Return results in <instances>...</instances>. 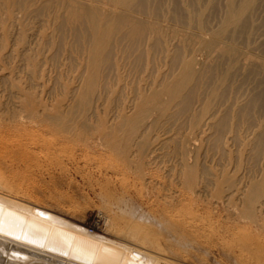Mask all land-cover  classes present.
Wrapping results in <instances>:
<instances>
[{"label":"bare ground","instance_id":"6f19581e","mask_svg":"<svg viewBox=\"0 0 264 264\" xmlns=\"http://www.w3.org/2000/svg\"><path fill=\"white\" fill-rule=\"evenodd\" d=\"M0 70V264H264V0H0ZM28 132L85 133L138 175L166 159L175 196L90 233L11 179Z\"/></svg>","mask_w":264,"mask_h":264},{"label":"rangeland","instance_id":"374dc122","mask_svg":"<svg viewBox=\"0 0 264 264\" xmlns=\"http://www.w3.org/2000/svg\"><path fill=\"white\" fill-rule=\"evenodd\" d=\"M48 67H50V66H44L43 71L47 70ZM49 69H51V70H49ZM6 71L7 70H5V71L0 70V75L4 74V73L6 74L7 73ZM46 73H47V75H46ZM53 73L56 74V71H54L51 67L48 68V70L45 71V73H43L44 77L40 80L41 83L39 81L37 82V85L40 84V88H39V86L37 87L38 89H36V91H37L36 93H39L37 95L40 98H42V100L45 101L46 103H49L52 101L51 100L52 96H50L49 90L52 87L53 77L55 76ZM13 75H12V77H15ZM21 83H22V81H21ZM49 100H51V101H49ZM61 134L59 133V135H58L57 133H55V135H54V134H50V133H48V134L45 133V135H43V134H36V132L26 133L25 142H26L27 146L30 147L34 151H38V152H35V154L39 153L40 155L38 154V155H35V157H30V159L28 161H25V163H21V162H20L21 164L17 163V162L15 163L14 162L15 159L14 158L12 159L11 155H9V157L7 155L5 157V155H4V160L7 159V157H8V159H7L8 162L6 160V164L8 165V163L11 162V163H9V165L11 164L10 166L9 165L6 166L7 169L9 167H11V169H12V170L10 168L8 169L10 176H12V178L11 177L10 178L11 179H17L14 181V183L16 182L18 187H20V185H21L22 192L24 190V193H22V192L21 193L23 195H26V199L32 197L29 200H33V201L40 200L41 202L39 201L38 203H40L41 205L43 204L42 206H44L46 208L48 207L49 210L52 209V212L55 211L54 213L59 212L60 215L63 214L62 216L64 218L72 221L75 224L81 225L82 227L86 228V230H88V232H90V233H96V234H100L103 236L105 235L107 238H110V239H111V237H112V239H117V238H120V236L112 233L107 227L108 226V224L106 223V217L107 216L112 218L113 213H115L117 216H120L121 215L120 209L124 211V209L128 210L129 208H133V207H135V208L137 207L138 209H143V210L148 209V207L154 208V196L155 195L157 196L158 193L159 194L161 192L163 193L165 190H166L165 192L168 191V193H169V194L166 193L167 196L170 195V193H174V196H175L176 186H174L173 183H171V181H170L171 179H169L171 185L170 184H167V185L164 184V183H166L164 179L160 180L161 177L162 178L164 177L166 179L167 178L166 175L169 176L168 168H169L170 164L167 166L168 163L166 162L167 167L166 166H160L159 167V165L162 164V162H160V161L163 160L165 163L166 159L164 160V159L159 158V161L157 160V162H158L157 164H159V165H157V167L154 166V164H153L154 160L153 161L151 160L153 163L151 161H149L150 162L149 164L150 165L152 164V165L147 166L148 169L145 166L147 173L143 172V175H138L137 171L135 170L136 165L134 164V162L130 161L131 163L128 162V164H123L122 162L119 163L118 162L119 160L115 156H114V158L112 156H110L111 158H108V155L113 154V152H111L109 148L106 149L105 146L95 145L94 142H92L93 140H92V138H90L89 135L86 134L88 138H85V135H84L85 133L84 134L82 133L83 136H80L81 134L79 132L80 135L77 133L76 134L77 137L74 136V140L73 139L70 140L68 138L69 136L67 137L66 134H64V136H63V133H61ZM23 137H25V136H23ZM83 138H84L85 142L82 141ZM67 139H69V140H67ZM108 149H109V151H108ZM107 152L108 153L110 152V153L107 155ZM113 155H115V154H113ZM9 160H11V161H9ZM2 161H3V159H2ZM13 163L15 166H17V168L13 165ZM4 164H5V162H4ZM129 164L130 165L134 164L135 167L133 168V166H130ZM128 165L130 167H126ZM163 165H165V164H163ZM123 166H124V168H123ZM155 167L158 168L157 171H156ZM114 168L116 169V171L118 170L117 171L118 175H117V172H115ZM129 168H131V169H129ZM165 168H167L166 170L168 172L165 171ZM108 169L111 170L110 173L106 172V171H109ZM145 169L143 168V171ZM159 169L162 171H160ZM128 170L134 171L135 173L129 172ZM148 170H150V171H148ZM122 171H124V172H122ZM114 172H115V174H113ZM149 172H151V173H149ZM163 172H164V174L165 173H167V174H165V176H164ZM119 173H121V174L119 175ZM133 173H134V175H133ZM154 173H155V175H154ZM11 174H13V175H11ZM112 175H113V177H112ZM136 175L140 176L141 179L144 178V180L142 179L141 182L139 180V183H138L136 181V180H138L137 179L138 176H136ZM106 176L110 177V179ZM146 176H147V178H146ZM152 176H154V179H152L153 178ZM118 177L120 179H118ZM114 178L117 179V181L114 180ZM123 178H125V179H123ZM149 178H151V179H149ZM105 179H107L108 181ZM121 179H122V181L123 180H126V181H124V182L118 181ZM154 180L156 181L155 182L156 184L160 180L158 182L159 185L157 184L158 187L155 186L156 184L154 185ZM109 181H111V183ZM113 181H114V183H113ZM142 181H144V183H145V181L146 182L148 181L151 184L148 183L149 185H147V183H145L146 184L145 185ZM162 181H164V182L161 183ZM166 181L168 183V180H166ZM118 182H120V184ZM121 182L123 185L121 184ZM160 183H161V186H163V185L164 186L166 185L168 187L172 186L170 188L171 190L167 187L166 189H164V191H161L160 188L163 190L164 186L161 187ZM152 184L155 186V188L157 187L156 189L158 191H156V194L153 190L154 187ZM112 185H114V186H112ZM142 185H144L143 186L144 188L142 187ZM145 186H146V189H145ZM149 186H151V187H149ZM151 188L153 191L151 190ZM135 189H136V191H135ZM173 190H174V192H171ZM140 191H142L143 193L145 191L146 192L143 195L142 193H140ZM176 191H177V189H176ZM107 192H110L109 193L110 197L108 196V199L109 198L111 199V201L109 199V201L111 203L108 201V199H106L105 197H102L103 195L105 196L106 194H108ZM162 193L160 194V196L158 198H164ZM146 194L150 195V196L147 195L149 198L146 196ZM32 195L34 196V198ZM40 195H41V197H40ZM171 195H173V194H171ZM113 197H114V200L116 198H118V200H116V202L114 204H113L114 201L112 202ZM102 198H104V199H102ZM122 199L124 200L123 204L121 203ZM127 199H130L131 202H130V200H128L129 201L128 202ZM120 200H121L120 203L122 205H124L123 207L120 206L121 204L117 205V201H120ZM141 200H143L142 201L143 203H141ZM152 200H153V202H152ZM125 201H127V203ZM145 201H147L148 203ZM104 202L106 204L108 202L107 206L110 205L111 207L109 206V208H111L112 210L111 209L108 210L109 208L107 206H105ZM111 204H113V206ZM115 204L118 207H116ZM127 204L130 206H132V205L133 206L128 207ZM143 204H145V205H143ZM148 204H149V206H148ZM152 204H153V206H152ZM126 205H127V208H126ZM112 207H114V208H112ZM118 209H119V212H118ZM109 211L112 212V213H110L111 216H110V214H108ZM115 214H114V217L119 219ZM259 216L261 217V215H259ZM259 216H257V217H259ZM261 218H259V220ZM75 220H76V222H75ZM253 220L256 221V219H253ZM261 220H262V222H261ZM261 220L258 222L261 223L262 225L259 224L257 221L256 222L260 226H262L263 228L260 227L258 224H256V225L249 224L250 225L249 228H250L252 234L255 235V242H256V240H257V244L258 243L261 244V242H262L263 245L261 244L262 245L261 247H263L264 246V239H263L264 238L263 237V234H264V217ZM250 223H254V221L250 222ZM253 226H256V227H253ZM258 226H259V228H258ZM256 228H257V230H259L261 228L262 231H261V229H260V231H257ZM107 230H108V232H107ZM259 239L262 241H260Z\"/></svg>","mask_w":264,"mask_h":264}]
</instances>
